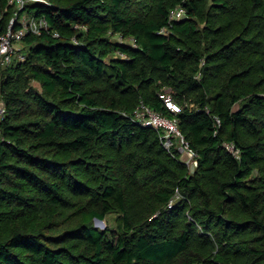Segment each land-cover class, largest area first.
Returning <instances> with one entry per match:
<instances>
[{
	"label": "trees",
	"instance_id": "trees-1",
	"mask_svg": "<svg viewBox=\"0 0 264 264\" xmlns=\"http://www.w3.org/2000/svg\"><path fill=\"white\" fill-rule=\"evenodd\" d=\"M25 12L48 30L2 71L0 264H264V0H27ZM141 101L176 119L193 169L133 118ZM108 214L116 228L98 229Z\"/></svg>",
	"mask_w": 264,
	"mask_h": 264
},
{
	"label": "built area",
	"instance_id": "built-area-1",
	"mask_svg": "<svg viewBox=\"0 0 264 264\" xmlns=\"http://www.w3.org/2000/svg\"><path fill=\"white\" fill-rule=\"evenodd\" d=\"M38 2H47V0H32ZM16 3L17 9L11 17L6 31L0 35V120L3 121L6 115V106L1 96V77L3 69L15 61H24L26 56L24 51L19 47V43L29 34H41L43 30H48V22L45 17H37L31 13H23L19 16V11L23 9L26 0H10L9 3ZM18 10V11H17ZM182 6H178L170 12L169 20H173L184 15ZM159 33L166 34L167 29L162 28ZM58 36L57 32L53 33ZM118 55L122 56L121 53ZM167 108L173 113L180 111V107L176 105L169 93L161 95ZM133 118L144 126L152 127L160 133L162 145L175 157L184 162L188 168L193 169L196 164V154L191 149L188 142L178 129L177 121L174 118L165 117L151 109L142 101L134 110ZM1 123V122H0ZM216 126L221 121L218 117H214ZM224 146L235 157H239V149L233 142H225Z\"/></svg>",
	"mask_w": 264,
	"mask_h": 264
},
{
	"label": "rangeland",
	"instance_id": "rangeland-1",
	"mask_svg": "<svg viewBox=\"0 0 264 264\" xmlns=\"http://www.w3.org/2000/svg\"><path fill=\"white\" fill-rule=\"evenodd\" d=\"M27 1V0H26ZM108 36L115 42L117 43H127V44H130L132 46H135L136 43L131 40V39H124L122 38L119 33H113L111 31L108 32ZM26 44V45H25ZM25 44H23V42H20L19 43V47L23 50L25 46H27V48H29L28 46V43L25 42ZM25 45V46H24ZM113 56H118L117 53L113 54ZM112 56V57H113ZM111 56H109L107 59H109ZM31 84L32 86L37 89L38 91H41V88L39 86V84L35 81H31ZM7 114V113H6ZM2 120V119H1ZM0 120V122H1ZM0 136H1V131H0ZM94 161L95 163L98 165H105L107 163V161L104 159V155L103 156H100L98 154V156H96L94 158ZM95 226L98 228V229H103L105 227H108L109 229L113 230L116 228L117 226V221H116V215L115 214H108L107 217L105 218L104 221L100 222V221H97L94 223Z\"/></svg>",
	"mask_w": 264,
	"mask_h": 264
},
{
	"label": "water",
	"instance_id": "water-1",
	"mask_svg": "<svg viewBox=\"0 0 264 264\" xmlns=\"http://www.w3.org/2000/svg\"><path fill=\"white\" fill-rule=\"evenodd\" d=\"M97 221H100V222H102V220L95 219V222H97Z\"/></svg>",
	"mask_w": 264,
	"mask_h": 264
}]
</instances>
